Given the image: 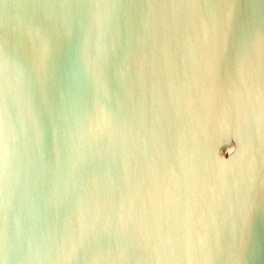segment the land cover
I'll list each match as a JSON object with an SVG mask.
<instances>
[{"label": "water", "instance_id": "1", "mask_svg": "<svg viewBox=\"0 0 264 264\" xmlns=\"http://www.w3.org/2000/svg\"><path fill=\"white\" fill-rule=\"evenodd\" d=\"M0 264H264V0H0Z\"/></svg>", "mask_w": 264, "mask_h": 264}, {"label": "bare ground", "instance_id": "2", "mask_svg": "<svg viewBox=\"0 0 264 264\" xmlns=\"http://www.w3.org/2000/svg\"><path fill=\"white\" fill-rule=\"evenodd\" d=\"M227 148H228L229 150H232V149H233V145H229Z\"/></svg>", "mask_w": 264, "mask_h": 264}]
</instances>
